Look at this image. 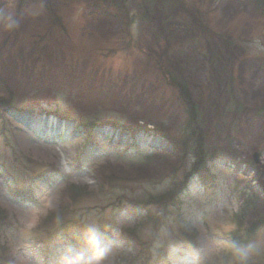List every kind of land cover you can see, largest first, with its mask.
<instances>
[{
	"label": "rangeland",
	"instance_id": "1",
	"mask_svg": "<svg viewBox=\"0 0 264 264\" xmlns=\"http://www.w3.org/2000/svg\"><path fill=\"white\" fill-rule=\"evenodd\" d=\"M115 1L0 0V264H264V5Z\"/></svg>",
	"mask_w": 264,
	"mask_h": 264
},
{
	"label": "trees",
	"instance_id": "2",
	"mask_svg": "<svg viewBox=\"0 0 264 264\" xmlns=\"http://www.w3.org/2000/svg\"><path fill=\"white\" fill-rule=\"evenodd\" d=\"M122 3V4H121ZM258 4H262L264 5V0H258L257 1ZM114 4L121 9L124 13H126V8L123 5V2H119V1H115ZM120 10V11H121ZM163 68V72L164 75L167 77V81L169 82V85H172L173 87H175L178 90V94L181 98V100L184 103V106L187 110V115H188V122H187V137L184 140V142L181 143V147H182V155L184 156H190L192 158L195 159V161L192 164V170L193 173H196L197 171H202L203 173H206V169L204 167H202L204 165V157H205V151H206V142H205V137H204V128L200 123V116H199V108L197 106V104L195 103L194 98L192 97V93H191V87H190V83L187 80V73L186 74H179L178 76H173L171 77L170 75V71H167V69L162 66ZM202 169H200L201 167ZM196 171V172H195ZM172 176V174H170ZM188 178V176L186 177ZM206 179V178H203ZM184 181L183 183H180L178 189L176 191H179L183 188V186L185 185ZM247 189H243L242 191L239 192V195H237V199L239 200V202H241V206H243V209H246L247 207H249V195L246 193ZM172 196L174 195L173 193L171 194ZM171 197V196H169ZM167 206V204H164ZM124 235L126 237H128V233L127 231L123 232ZM230 242H234V238L232 236V238H230ZM147 248V247H146ZM144 248V246H141V249L138 251V255L139 256H144L147 255V253H151L150 252V248L148 247V249ZM197 251V250H196ZM201 255V254H199Z\"/></svg>",
	"mask_w": 264,
	"mask_h": 264
},
{
	"label": "bare ground",
	"instance_id": "3",
	"mask_svg": "<svg viewBox=\"0 0 264 264\" xmlns=\"http://www.w3.org/2000/svg\"><path fill=\"white\" fill-rule=\"evenodd\" d=\"M49 126H46V124L42 121H34V123H32L31 128L35 129V130H40V129H45L48 130L49 133H55L56 135H69L68 131V126L66 124L63 123H59V122H55V121H49L48 122ZM51 134H49V136H51Z\"/></svg>",
	"mask_w": 264,
	"mask_h": 264
},
{
	"label": "clouds",
	"instance_id": "4",
	"mask_svg": "<svg viewBox=\"0 0 264 264\" xmlns=\"http://www.w3.org/2000/svg\"><path fill=\"white\" fill-rule=\"evenodd\" d=\"M92 246L93 247H98L97 242L95 240L92 241ZM104 257H105L104 251L102 249H99L97 251L96 264H101V262L103 261Z\"/></svg>",
	"mask_w": 264,
	"mask_h": 264
},
{
	"label": "water",
	"instance_id": "5",
	"mask_svg": "<svg viewBox=\"0 0 264 264\" xmlns=\"http://www.w3.org/2000/svg\"><path fill=\"white\" fill-rule=\"evenodd\" d=\"M255 160L257 162V160H258V153L255 154Z\"/></svg>",
	"mask_w": 264,
	"mask_h": 264
}]
</instances>
